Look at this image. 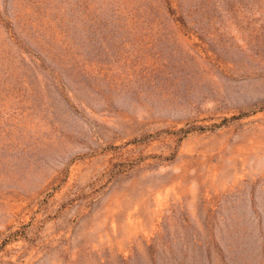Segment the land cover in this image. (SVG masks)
Masks as SVG:
<instances>
[{
	"label": "rangeland",
	"instance_id": "rangeland-1",
	"mask_svg": "<svg viewBox=\"0 0 264 264\" xmlns=\"http://www.w3.org/2000/svg\"><path fill=\"white\" fill-rule=\"evenodd\" d=\"M0 264H264V0H0Z\"/></svg>",
	"mask_w": 264,
	"mask_h": 264
}]
</instances>
